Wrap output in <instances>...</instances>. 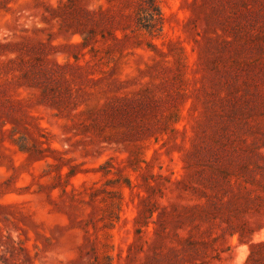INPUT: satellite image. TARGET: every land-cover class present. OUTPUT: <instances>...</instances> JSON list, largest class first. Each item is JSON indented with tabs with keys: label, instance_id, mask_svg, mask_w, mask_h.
Returning <instances> with one entry per match:
<instances>
[{
	"label": "rangeland",
	"instance_id": "rangeland-1",
	"mask_svg": "<svg viewBox=\"0 0 264 264\" xmlns=\"http://www.w3.org/2000/svg\"><path fill=\"white\" fill-rule=\"evenodd\" d=\"M155 2L0 0V264H264V0Z\"/></svg>",
	"mask_w": 264,
	"mask_h": 264
},
{
	"label": "trees",
	"instance_id": "trees-1",
	"mask_svg": "<svg viewBox=\"0 0 264 264\" xmlns=\"http://www.w3.org/2000/svg\"><path fill=\"white\" fill-rule=\"evenodd\" d=\"M148 3H149V5L151 7H153L154 9L157 10V4H156L155 0H148ZM138 23H142L141 20H140V18H138Z\"/></svg>",
	"mask_w": 264,
	"mask_h": 264
}]
</instances>
